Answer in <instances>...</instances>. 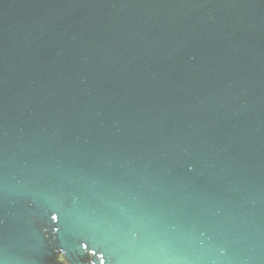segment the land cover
<instances>
[{
  "label": "water",
  "instance_id": "obj_1",
  "mask_svg": "<svg viewBox=\"0 0 264 264\" xmlns=\"http://www.w3.org/2000/svg\"><path fill=\"white\" fill-rule=\"evenodd\" d=\"M0 264H264V0H0Z\"/></svg>",
  "mask_w": 264,
  "mask_h": 264
}]
</instances>
